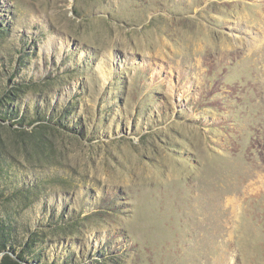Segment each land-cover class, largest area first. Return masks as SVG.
<instances>
[{
    "label": "rangeland",
    "instance_id": "374dc122",
    "mask_svg": "<svg viewBox=\"0 0 264 264\" xmlns=\"http://www.w3.org/2000/svg\"><path fill=\"white\" fill-rule=\"evenodd\" d=\"M0 98L11 259L264 264V0H0Z\"/></svg>",
    "mask_w": 264,
    "mask_h": 264
},
{
    "label": "trees",
    "instance_id": "16d2710c",
    "mask_svg": "<svg viewBox=\"0 0 264 264\" xmlns=\"http://www.w3.org/2000/svg\"><path fill=\"white\" fill-rule=\"evenodd\" d=\"M3 102H5V100H2L0 98V144L2 143V141L5 143H19L21 141L25 142L24 139L26 137L21 138L20 135L18 134L19 132L17 129H14L12 128L11 125L5 124V122H3L5 119H8L5 118L6 116L2 118L4 115L10 116V113H7L5 110H2V107L3 106L5 107V105H7L4 104ZM23 133H25V131ZM34 133L35 134L32 136V139L41 137L36 139L39 142L44 139L42 138L43 135H41V132H38V130H35ZM14 162L15 159L13 158V156L5 153H0V188L2 184L6 181H8L9 186L14 183L12 179L13 174L11 173L14 171L13 170V168L15 167L13 165ZM4 189L6 190V188ZM15 198L16 197L14 195H11L9 199L6 201L8 202L9 207L0 209V253L7 250L9 246H12L9 240L12 238V234L14 230L12 228V222L8 221V219L11 216L9 214L10 213L9 211L12 210L10 206L14 202ZM1 264H19V263L11 259L9 256H6L1 262Z\"/></svg>",
    "mask_w": 264,
    "mask_h": 264
},
{
    "label": "water",
    "instance_id": "95a60500",
    "mask_svg": "<svg viewBox=\"0 0 264 264\" xmlns=\"http://www.w3.org/2000/svg\"><path fill=\"white\" fill-rule=\"evenodd\" d=\"M3 122H5V124L11 125V124L8 123L7 120H4ZM11 126H12V125H11ZM12 128H13V126H12ZM11 255H13L12 252H10V251H8V250H5V251L1 252V253H0V264H1V262L3 261V259H4L6 256H9V257H10ZM14 257H15V256H14ZM15 259H16L17 261H19V263H21V264H31V263H29V262H27V261H21V260L18 259L17 257H15ZM16 260H15V261H16Z\"/></svg>",
    "mask_w": 264,
    "mask_h": 264
}]
</instances>
